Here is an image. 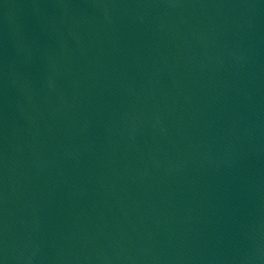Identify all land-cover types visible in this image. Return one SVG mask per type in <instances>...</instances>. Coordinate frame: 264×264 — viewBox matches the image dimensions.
<instances>
[{
  "label": "water",
  "instance_id": "obj_1",
  "mask_svg": "<svg viewBox=\"0 0 264 264\" xmlns=\"http://www.w3.org/2000/svg\"><path fill=\"white\" fill-rule=\"evenodd\" d=\"M0 264H264V0H0Z\"/></svg>",
  "mask_w": 264,
  "mask_h": 264
}]
</instances>
